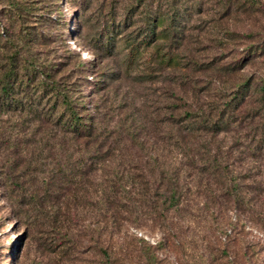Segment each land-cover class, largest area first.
<instances>
[{
	"label": "rangeland",
	"instance_id": "rangeland-1",
	"mask_svg": "<svg viewBox=\"0 0 264 264\" xmlns=\"http://www.w3.org/2000/svg\"><path fill=\"white\" fill-rule=\"evenodd\" d=\"M151 16L163 21L132 57ZM0 28L93 121L71 146L105 156L63 185L45 127L24 133L18 167L3 175L0 159V264H264V0H0Z\"/></svg>",
	"mask_w": 264,
	"mask_h": 264
},
{
	"label": "trees",
	"instance_id": "trees-1",
	"mask_svg": "<svg viewBox=\"0 0 264 264\" xmlns=\"http://www.w3.org/2000/svg\"><path fill=\"white\" fill-rule=\"evenodd\" d=\"M127 17L128 15L122 19L123 22H125L124 20H126ZM150 18L154 21L153 23L149 21L146 22L149 27L145 26V29L140 32L141 36L139 40L136 43H134V41L129 42L132 57L137 54L140 44L146 45L148 42L147 39L149 40L153 37V26L163 21V18L160 16H151ZM172 20L174 19L169 18V21ZM160 31L161 30H159V32ZM2 33L3 31L0 28V50L2 49V52L5 53L3 54L4 58L0 62V114H5L6 116L13 115L15 118L20 119V122L17 123H15V120L8 118L5 120L0 119V159L3 162L2 166L4 169L2 173L3 175L6 174V172L8 173V169L15 166L18 167L21 162L19 157L16 155L14 156L15 153L12 152V149L16 150L17 144L22 143L24 133H27L30 128L34 131L43 126L45 127L43 128V138H45L46 146L39 149L40 151L45 150L42 158L51 159V162L47 163V165L52 163L51 169L54 170L56 166L55 171L59 175V177L57 176L56 178L59 182L63 185L74 186L77 178L85 174V169L96 167V163H100L105 159L104 155H97V153L87 148L84 145L86 143L79 149L71 146L77 138L91 140L95 137L96 128L93 121H91L89 116H83L76 112L73 102H71L65 92V88L60 87L58 82L52 77H48L49 74L43 73L40 75L36 66L29 64V62L25 65L21 64L17 57V51L2 45ZM110 44L111 42H107V46H110ZM107 50L109 49L107 48ZM245 50L247 51V49ZM259 81L260 84L257 89L260 91V94H263L264 76L259 79ZM250 85L252 86L250 82L236 85L238 89L235 90V93H239L240 95L232 94L230 99L236 101L233 102L232 105L236 104L237 100L247 94ZM42 101L44 102L42 103ZM229 104V101L225 102L220 111L225 112V114L231 112L232 109ZM58 109H60L59 112ZM226 124V118L223 114V116L205 122V124L201 121L194 129L195 131H205V133H207L209 130H221L222 126L225 127ZM47 133L52 135L47 136ZM60 133L68 136H57ZM54 138H56L55 142L53 140ZM41 139L42 138L38 139V142ZM65 144H69L70 147L66 146L67 148H65ZM41 154L42 152L36 153L35 158L38 159L34 158L35 164L40 162L39 158ZM99 157H101V159H98ZM212 160V163H214L217 168L225 167L226 165L225 163V165H222V163H219V161L214 158ZM201 161V164L198 166L199 169H207L213 165L210 161H206V158ZM189 163L194 167L192 164L193 162ZM194 165L197 166L196 163ZM215 166L213 167L214 169ZM48 171H50V169ZM235 186L236 184L231 182L227 187V191L237 188ZM111 187L112 186H109L107 188V192L103 191L105 202L109 207L111 203L114 205L112 200L117 191ZM234 193L236 194L237 192ZM169 197H174V190H171ZM106 209L108 210V208ZM148 248L145 250V259L147 263H150L153 257ZM102 255L104 257L107 256L105 249L102 250Z\"/></svg>",
	"mask_w": 264,
	"mask_h": 264
}]
</instances>
